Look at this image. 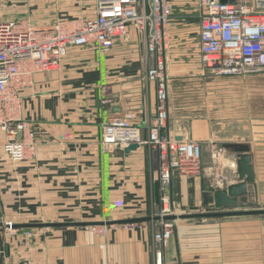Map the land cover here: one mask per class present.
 <instances>
[{
  "label": "crops",
  "instance_id": "0c3cea01",
  "mask_svg": "<svg viewBox=\"0 0 264 264\" xmlns=\"http://www.w3.org/2000/svg\"><path fill=\"white\" fill-rule=\"evenodd\" d=\"M81 3L0 0V20L27 19L42 27L64 17H82ZM169 3L172 12L163 54L166 73L174 78L194 68L204 70L199 53L200 1ZM154 63L143 38L131 31L128 43L116 40L105 52L71 47L57 68L34 75L33 85L21 92V117L34 132V154L22 161L11 160L0 130L1 230L7 220L103 221L160 213L159 176L151 168L146 147L118 155V148L102 143L104 124L112 116L127 117L146 136V126L157 114L156 86L145 77ZM235 114L232 111L230 127L246 129L253 139L230 141L249 146L255 173L246 198L238 199L241 206L251 194L264 199L259 171L264 157L260 160L256 141L261 136L264 144V85L261 116ZM187 122L186 126L168 121L164 128L177 139L187 135L200 142L204 155L197 174H170L165 194L175 215L210 212V203H204V185L225 187L238 181L234 153L222 154L220 165L210 158L209 151L213 153L218 142L210 120L196 117ZM236 132L232 136H238ZM159 223L50 227L51 231L41 227V232L34 233V228H16L3 240L0 230V260L9 264H154L156 259L167 264H264V217L177 219L168 245L155 255L152 235ZM25 230L30 234L25 235Z\"/></svg>",
  "mask_w": 264,
  "mask_h": 264
},
{
  "label": "built area",
  "instance_id": "2783aa9c",
  "mask_svg": "<svg viewBox=\"0 0 264 264\" xmlns=\"http://www.w3.org/2000/svg\"><path fill=\"white\" fill-rule=\"evenodd\" d=\"M199 1L203 6L198 25L203 67L221 76L264 70V0ZM170 9L168 0H96L93 15L59 19L42 27L31 25L27 19L0 20V130L9 158L22 161L36 150L30 123L21 117V92L33 85L34 75L57 68L71 47L95 45L100 51H107L116 39L128 43L132 28L154 56L155 63L146 69L145 77L156 86L157 114L148 122L145 137L127 117H109L104 124L102 143L120 149L130 143L146 145L151 160L152 156L155 159L160 181L159 215L172 213L165 194L170 174L198 173L201 146L185 137L177 139L164 130L168 94L163 52ZM159 222L160 228L152 235L155 255H160V249L168 245L174 229L172 220ZM13 224L4 222L5 234L16 231ZM24 234L30 231L25 230ZM154 264L167 263L156 259Z\"/></svg>",
  "mask_w": 264,
  "mask_h": 264
},
{
  "label": "rangeland",
  "instance_id": "374dc122",
  "mask_svg": "<svg viewBox=\"0 0 264 264\" xmlns=\"http://www.w3.org/2000/svg\"><path fill=\"white\" fill-rule=\"evenodd\" d=\"M81 5L84 11L82 17L87 16L89 14L93 15L95 10L96 0H82ZM170 5H171V9L169 12V16H171V12H172V4ZM201 8L203 9L202 5ZM61 19L69 20V19H75V17H71V18L64 17ZM168 25L170 26V17L168 23L165 24L167 34L169 27ZM175 28H177V31H179L178 25L177 26L175 25ZM130 30L135 33V31L132 28H130ZM116 40L120 41L119 39ZM194 42L195 40L193 37L191 44H194ZM85 47L99 50V48H97L95 45H90ZM85 47H79V48H85ZM101 52H105V51H101ZM163 63H164V71L166 75L165 81H166L167 94H168L167 103H166L165 124L166 122L168 124V121L175 123L179 121L180 124L183 122V124L187 126L188 124L187 119H192L196 117H206L207 119H209L211 122V128L213 134L215 135L214 140L216 139V141L218 142L216 143L217 144L216 147L213 149V153L212 151H209V149L208 151L210 158L215 160L217 163H219V165L220 162L224 163L223 160L224 157L222 154L226 155L225 154L226 150L222 148V144L224 142H230L232 139L253 140L252 137L247 136L246 129H242L238 127L235 128L230 127L229 118L231 117L232 111L234 110L236 112L235 115L238 114L239 117H245L248 112L261 116L263 85H264V70L241 75V76H221V75L212 74L211 72L205 69L200 70L194 68L190 72L183 73L180 74L179 76H175L174 78H171L168 72L166 73L167 65L165 64V61ZM223 118L228 120H222ZM222 122H226L224 126L221 125ZM236 131H239L238 136L237 134L232 136V134ZM184 137L188 140H192L187 135H185ZM256 139H257L256 141H257L258 151L260 150L259 151L260 160H262L264 157V144L262 143L263 137L259 136L256 137ZM192 141L199 143L201 146V156L199 159V171H200L201 161L204 157L202 144L196 140H192ZM144 146L146 147L149 154L148 147L146 145ZM150 164L153 172L156 173L157 170L155 165V159L153 158V156H152V160H150ZM259 171L261 175L260 177L264 181V167L259 168ZM238 204L239 203H237V205ZM208 208L211 211H217L214 208V206L211 204L209 205ZM235 209L236 210L264 209V199L260 200L258 196L254 197L253 194H251L250 199L246 201L244 205L237 206ZM219 210H223V209H219ZM159 214H153L148 216H160ZM172 214L173 213H169L167 215H164V217L170 216ZM250 215H256V217H261V218L264 217V214H250ZM239 216H243V215H239ZM134 217L135 216L125 217L124 219L134 218ZM164 219L172 220L174 227L175 220L183 219V218L177 217L175 219H169V218H164ZM106 220H116V219H105L103 221ZM159 221L160 220H158V222ZM37 222L48 223V222H64V221L46 220V221H37ZM37 222H31V223H37ZM136 223H140V222H136ZM159 228L160 226L158 227V229ZM47 229L48 231H51L50 227H48ZM158 229L155 231H158ZM31 231L33 233L36 231L41 232L42 228L41 229L34 228ZM1 237L2 240L6 238L3 229L1 230Z\"/></svg>",
  "mask_w": 264,
  "mask_h": 264
},
{
  "label": "water",
  "instance_id": "95a60500",
  "mask_svg": "<svg viewBox=\"0 0 264 264\" xmlns=\"http://www.w3.org/2000/svg\"><path fill=\"white\" fill-rule=\"evenodd\" d=\"M222 3L233 2L234 0H220ZM139 145L137 143H130L123 149L118 148L116 153L118 155L126 154L131 150H135ZM222 148L226 151L236 155V173L237 182L230 183L226 187H211L210 184H205L204 188L207 191L204 193V203L212 204L217 211L205 213H190L183 215H170L166 217L161 216H147L134 217L127 219H116L106 221H76V222H48V223H14L15 228H41V227H66V226H109L114 224L136 223L141 221H155L164 218L175 219L192 218V217H216V216H233V215H250V214H264V209H248L236 210L238 206V199H245L247 194V185L252 184L255 179L254 168L251 162V155L249 153V146L246 143L229 142L222 144ZM211 192V195L208 194ZM223 209V210H219ZM1 263V260H0Z\"/></svg>",
  "mask_w": 264,
  "mask_h": 264
}]
</instances>
